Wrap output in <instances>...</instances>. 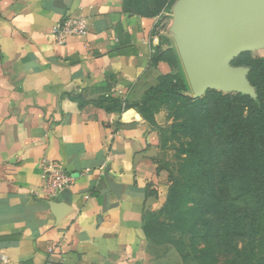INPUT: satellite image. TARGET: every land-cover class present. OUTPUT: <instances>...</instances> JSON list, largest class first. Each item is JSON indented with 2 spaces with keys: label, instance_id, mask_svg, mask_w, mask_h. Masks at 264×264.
Segmentation results:
<instances>
[{
  "label": "crops",
  "instance_id": "1",
  "mask_svg": "<svg viewBox=\"0 0 264 264\" xmlns=\"http://www.w3.org/2000/svg\"><path fill=\"white\" fill-rule=\"evenodd\" d=\"M70 14L88 31L56 43ZM154 24L124 0H0V264H148L161 173L141 104L176 72L152 62ZM44 159L76 183L45 195Z\"/></svg>",
  "mask_w": 264,
  "mask_h": 264
},
{
  "label": "rangeland",
  "instance_id": "2",
  "mask_svg": "<svg viewBox=\"0 0 264 264\" xmlns=\"http://www.w3.org/2000/svg\"><path fill=\"white\" fill-rule=\"evenodd\" d=\"M124 1L130 14L155 19L150 41L160 50L177 49L192 6L204 0ZM222 65L242 85L195 89L182 62L175 88L169 82L144 99V118L167 136L155 157L148 264H264V40L238 46ZM3 76L0 69V92Z\"/></svg>",
  "mask_w": 264,
  "mask_h": 264
},
{
  "label": "water",
  "instance_id": "3",
  "mask_svg": "<svg viewBox=\"0 0 264 264\" xmlns=\"http://www.w3.org/2000/svg\"><path fill=\"white\" fill-rule=\"evenodd\" d=\"M264 0H204L194 4L177 42L195 89L224 83L242 85L222 61L238 46L264 40Z\"/></svg>",
  "mask_w": 264,
  "mask_h": 264
},
{
  "label": "built area",
  "instance_id": "4",
  "mask_svg": "<svg viewBox=\"0 0 264 264\" xmlns=\"http://www.w3.org/2000/svg\"><path fill=\"white\" fill-rule=\"evenodd\" d=\"M88 18L84 15H66L55 22L53 36L56 43L64 44L71 36L88 31ZM125 105V103H124ZM41 191L53 197L61 190L76 183L77 177L70 173L59 160L44 159L40 164Z\"/></svg>",
  "mask_w": 264,
  "mask_h": 264
},
{
  "label": "trees",
  "instance_id": "5",
  "mask_svg": "<svg viewBox=\"0 0 264 264\" xmlns=\"http://www.w3.org/2000/svg\"><path fill=\"white\" fill-rule=\"evenodd\" d=\"M159 61H165L167 63H169V65L174 68L176 70V72L179 70L180 68V60H179V56L178 54L176 53L175 49L172 48V47H168L162 51H160L158 53V55L152 60L153 64H157ZM176 72L174 74H167V75H164L161 77V82L159 85H157L156 87H152L151 89L148 90V92L146 93L144 99L147 97V95L149 94V92L153 89H156L158 88L159 86L161 85H164V84H168L169 82H175L173 85H172V88H175L177 85H178V77L176 75ZM228 96H233L232 94L228 95ZM249 97V96H247ZM144 99H143V103L141 104V107L144 106ZM104 101V100H103ZM106 101H110V102H116V100L112 99V98H106ZM120 106L122 104L121 101L117 102ZM82 105V104H80ZM262 129L259 128V125H256V129L254 130L255 132H260ZM166 132V128H159L158 129V133L159 134V141L160 143L163 145L166 144L167 140V136L165 134ZM264 133V131L262 132ZM263 139V137H262ZM173 179L175 180L176 179V176L174 175L173 176ZM175 199V198H173ZM173 199H170L166 202V204L163 206L162 208V212L169 209L170 206L172 205V202H173ZM147 216L148 214L146 215V221H147ZM145 231H146V234H147V222L145 224ZM179 251L181 252V250L179 249Z\"/></svg>",
  "mask_w": 264,
  "mask_h": 264
}]
</instances>
